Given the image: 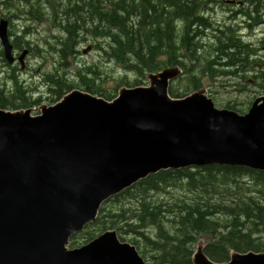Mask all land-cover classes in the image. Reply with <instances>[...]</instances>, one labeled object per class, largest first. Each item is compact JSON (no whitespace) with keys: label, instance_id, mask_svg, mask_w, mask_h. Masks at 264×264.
Listing matches in <instances>:
<instances>
[{"label":"water","instance_id":"95a60500","mask_svg":"<svg viewBox=\"0 0 264 264\" xmlns=\"http://www.w3.org/2000/svg\"><path fill=\"white\" fill-rule=\"evenodd\" d=\"M0 41L12 63L6 20ZM28 52L18 58L23 68ZM181 73L179 66L150 73L148 86L123 87L112 100L74 89L36 115L0 109V264H146L115 230L82 247L70 248V239L105 201L161 171L264 172V96L246 114L217 108L203 90L173 98ZM193 263L264 264V252L217 263L199 246Z\"/></svg>","mask_w":264,"mask_h":264},{"label":"trees","instance_id":"16d2710c","mask_svg":"<svg viewBox=\"0 0 264 264\" xmlns=\"http://www.w3.org/2000/svg\"><path fill=\"white\" fill-rule=\"evenodd\" d=\"M142 1L145 0H20L27 8L18 9L27 10L24 12L38 20L55 19L59 8L66 19L68 34L67 40L60 41L63 49H58L63 59L71 51L75 54L79 43L77 32H81L106 37L109 41L106 56L132 70L138 77L137 82L160 69L180 66L189 84L183 92L170 86L173 98L185 97L192 87L195 91L199 88L198 77L193 73L213 76L212 68L224 65L228 71L223 73L236 76L239 69L248 67L250 45L236 38L231 30L215 29L218 32L200 48V39L211 29V23L201 11L212 0H178L174 16V11H168L173 9L171 0L168 8L164 7L163 0ZM243 1L256 2L254 9L264 10V0ZM118 3L131 5L118 11ZM130 13H134L135 19L131 20ZM176 20L179 26H175ZM198 26L200 30L193 28ZM23 39L24 36L17 37L19 47L27 44ZM214 40V45L209 44ZM200 52L203 56L198 55ZM250 64L252 67L253 62ZM85 71L87 74H82L79 87L93 94L95 89L100 90L96 81L98 74L94 67ZM7 77L8 74L0 83V109H26L39 104L41 98L33 99L30 90L17 79L13 90L7 91L3 86ZM47 79L48 98L53 103L73 89L59 76L48 75ZM102 97L110 100L116 96ZM227 108L237 110L235 106ZM174 192L181 195H173ZM165 194L171 195L169 201L162 199ZM108 230L142 237L146 248L156 254L154 260L158 264H193L195 244L201 236L209 239L204 247L206 255L217 263L228 262L233 251L264 252V172L211 165L150 175L106 201L96 220L81 232L82 238L87 243ZM77 235L72 237L71 247L77 246ZM132 242L137 245L138 239Z\"/></svg>","mask_w":264,"mask_h":264},{"label":"rangeland","instance_id":"374dc122","mask_svg":"<svg viewBox=\"0 0 264 264\" xmlns=\"http://www.w3.org/2000/svg\"><path fill=\"white\" fill-rule=\"evenodd\" d=\"M101 1L102 0H99L97 2ZM117 2H119V0H117ZM221 2L222 1L220 0H216L215 6L211 2L208 3L209 7L214 6L215 8L214 11H211L209 13L207 12V16L209 15L208 17L211 19L210 21L214 23V27L218 25L223 26L224 24L232 25L231 23H234L235 20L236 22H238V19L235 18L232 20H230L229 18H225V15L223 14V9H220L223 4V2ZM15 3L19 4L20 0H15ZM118 4V11H120V9L122 8L129 9V6L131 5V3H129L128 7H126L123 3ZM15 7L11 8L9 11L10 13L7 12V15H12L11 10H13ZM35 7L36 5H34V8ZM0 10L3 12L5 9L2 8ZM170 10H172V8H170ZM47 11L48 13H50V10L48 8ZM24 17H26V15H24ZM130 17L131 20H133L134 13H130ZM13 19L18 21L16 23H12L13 34H18L19 36H26L25 32L27 28L32 30H30V35L25 38L27 42H29V44L23 45L24 47L20 48V51L18 50L19 55L24 49H29L30 53L26 56V59H24L26 63L25 69H23L22 64H20L19 62L16 63L14 67L12 65H9L5 60L4 56L0 55V57H2V60L0 59V83L3 82L4 77H6L8 74L9 77L6 78V82L3 85L5 86V89L7 91L10 92L13 90L14 82H16L15 79H17L20 83H23V85L30 90V95L33 96V99L41 98L39 104L26 108L32 109L33 115L39 114L40 110L44 105L51 106L55 104L48 98V95H50L47 86L48 75L59 76L63 78L68 84L72 86L73 89H71L70 91L74 89H80L82 91L87 92L86 90H83L79 87L82 85V74H87L85 69L94 67V71L98 74V77H96V81L98 80L97 84L100 90L95 89V93H93V95L99 97H102V95L117 96L120 89L123 87L148 86L150 83L147 75L146 77L142 78L140 82H137L138 77L134 74V72H132V70H129L124 65L111 60V57L109 59L106 56L107 54H104L106 52L103 53V49L100 50V46L104 48V50L107 46L106 40L102 37H92L89 33L77 32L78 36H80L82 40H80L81 38L77 36L79 38L77 39V42L79 43L77 44L78 47L76 46L75 54H72L73 56L70 54L71 56L69 55L68 58L63 59L62 54L60 53V51H58V49L60 48L63 49V46L62 43L57 39V37L60 36L63 40H67L68 34L66 32L67 30L65 24H60L56 27L55 25H52L49 22L43 20L33 21L34 18L30 21H25L21 18ZM62 20L63 18L60 15L58 22L61 23L64 21ZM174 24L175 26L178 25L177 22H175ZM233 25H236V23H234ZM61 28H63L64 30H62ZM193 28H199L200 30L199 26ZM240 30H242V32H240ZM231 31L236 38H241L243 43L254 46L253 48H250L251 50L248 52L251 57L259 55L260 59L258 60V62H256L254 68L251 67L250 63L252 60L257 59L256 57L249 58L248 67L244 70L239 69V72L236 73V76H232L229 72H226L227 74L223 73L224 71H228V68H226L224 65H217L215 66V69L212 68L213 76L211 75V73H208V75L201 76L197 75L198 73H193V75L198 77L196 82H198L199 88L197 90H203L205 95L213 100L217 108L226 109L228 106H235L237 108V110H235L236 112H239L240 114H246L251 108L255 99L264 96V25L260 26L259 29L254 28L251 30H247L244 25V27H242L241 29L240 27H238L236 30ZM217 32L218 30H215L212 35L211 32H208L206 41L208 42L209 38H211L213 34ZM14 38L15 37H13V39ZM83 38L85 41L83 40ZM215 43L216 42L214 40L209 44L214 45ZM90 46H92V49L90 48V50L85 53L84 51L87 50ZM256 47L260 48L261 50ZM1 49L2 47L0 45V51ZM181 50L185 51L184 49ZM182 54H184V52H182ZM198 55L203 56V52L198 53ZM223 62L224 61L221 60V63ZM201 63L202 61L197 65H200ZM13 68H16V71L13 70ZM163 69H160L156 72H160ZM103 70L105 71L104 74ZM183 76V73H181V75L177 79H175L170 86H172V88L174 89H178L183 92L189 84V79L184 80ZM189 76L191 78V75ZM256 76L259 77L260 86L253 83V81L257 80ZM99 77L101 80L99 79ZM196 91L192 87L188 90V93H186L187 95L185 96H188ZM6 110L13 111L14 109ZM165 195L166 196H162V199L169 201L171 195ZM173 195L180 196L181 194H176V192H174ZM117 233L119 237L121 236V238H124H122L124 242L133 244L132 241L134 239H138V244L135 246L137 247L139 252L143 253L141 255L145 259L146 264H158V262L154 260L156 254L146 248L144 241L141 240L142 237H137L133 234L121 235V233H119L118 231ZM82 237V233L75 236V240L77 242V246L74 245L75 247H82L88 243H85V239ZM208 242L209 239L207 237H199L198 242L195 244V251L199 246H205ZM71 243H73V240H71ZM232 253H234V251L231 252V254Z\"/></svg>","mask_w":264,"mask_h":264},{"label":"flooded vegetation","instance_id":"af4514ba","mask_svg":"<svg viewBox=\"0 0 264 264\" xmlns=\"http://www.w3.org/2000/svg\"><path fill=\"white\" fill-rule=\"evenodd\" d=\"M97 1H99V0H97ZM109 2H110V0H108ZM126 1H129V0H126ZM148 1H154V0H145V1H143V2H148ZM164 1V7H167L168 8V0H163ZM142 2V3H143ZM171 2L173 3V4H171L172 6H173V9L172 10H169V8H168V11H170V12H172V11H174V14H173V16L174 15H176L177 13H176V8H177V4H178V0H171ZM5 4L6 5H9L10 6V8H13V7H15L13 10H11L12 12H11V14L12 15H8L9 17H10V19H13V18H20V16L21 15H23V16H21V19H23V20H25V21H29L30 19H31V17L26 13V12H24V11H27V10H22V11H19V9L18 8H27V6H26V4H23L22 2L21 3H19V4H16L15 3V0H6L5 1ZM255 4H256V2H254L253 4H251V8L253 9L254 8V6H255ZM258 4V3H257ZM222 5H224V6H221L220 7V9H223V14L225 15V18H229L230 20H232V19H238V22H236V20H235V23L240 27V28H242V27H244V25H245V27H246V29L247 30H251V29H259V27L260 26H263L264 25V13H259V14H261V15H256V16H254L253 17V15H252V13H254V12H257V10L259 9V10H263L262 8H260V7H258L257 8V10H253L252 12H250V11H248L246 8L249 6V4L248 3H244L243 1H241V2H236L235 4H226V3H224V4H222ZM126 7H128V4H127V6ZM242 7L243 8H245V9H242ZM210 10H212V11H214L215 10V8H214V6L213 7H211L210 8ZM245 10V11H244ZM262 12H264V11H262ZM20 13H21V15H20ZM176 13V14H175ZM255 14V13H254ZM24 15H26V17H24ZM253 18V19H252ZM255 18V19H254ZM258 19H260L259 21H258ZM1 20H6V21H8V34H9V38H10V40H11V43H12V45H13V52H14V56H15V60L12 62V63H10L9 61L7 62L9 65H12L13 67L15 66V64L16 63H18V61H17V58H18V55H19V51H20V48H23L24 46H20L19 47V45L13 40V38H12V27H13V24H12V22L10 21V20H8V19H6V18H4V17H0V22H1ZM252 21H254V23L252 22ZM176 22H177V20H176ZM255 23H257V24H255ZM241 24H243V25H241ZM241 25V26H240ZM220 30V29H219ZM228 30H230V28H226V29H224L223 31H228ZM27 32V36H29L30 34H29V32H30V29H28L27 28V30H26ZM214 31H212L211 32V35H212V33H213ZM240 32H242V30H240ZM207 31L205 32V36H203L200 40H203V39H205V37H206V35H207ZM202 35H204V34H202ZM27 36H24L25 38L27 37ZM240 40H241V38H239ZM0 45H1V47H2V49H1V51H0V53H2V55L4 56V58L5 59H7L6 57H5V51H4V47H3V45H2V43H1V41H0ZM96 46V45H95ZM91 49H92V46L90 47ZM100 49H101V46H100ZM19 50V51H18ZM2 60V59H1ZM8 60V59H7ZM20 63V62H19ZM256 64V63H255ZM255 64H252V67L254 68V66H255ZM25 67H26V64H25ZM24 67V68H25ZM13 70H15L16 71V68H13ZM232 75V74H231ZM233 76V75H232ZM256 78H257V80L256 81H253V83H255L256 85H258V86H260L259 85V77L258 76H256Z\"/></svg>","mask_w":264,"mask_h":264},{"label":"bare ground","instance_id":"6f19581e","mask_svg":"<svg viewBox=\"0 0 264 264\" xmlns=\"http://www.w3.org/2000/svg\"><path fill=\"white\" fill-rule=\"evenodd\" d=\"M4 1H6V0H0V9H2V8H4L5 10L2 12L1 10H0V17H4V18H6V19H8V20H10L12 23H16V22H18V21H16V20H14V19H10V17L7 15V12H9L10 11V9L11 8H9V6L8 5H6L5 3H4ZM60 1V0H59ZM105 0H102L101 2H104ZM209 1V0H208ZM220 1H222L223 2V4L224 3H226V4H230V3H227L226 1H224V0H220ZM235 1V3L236 2H241V0H234ZM243 1V0H242ZM143 2V1H142ZM141 2V3H142ZM221 2V3H222ZM244 2V1H243ZM66 3V2H65ZM209 2H207L205 5H206V7H204L203 8V10L201 11V13H202V16H204L205 18H207L208 20H209V22L211 23V29H209V30H207V32H212V31H215V29H220V30H224V29H226V28H230V30H236L239 26L236 24V25H233L234 23H231L232 25H229V24H224L223 26H215L214 27V23L212 22V21H210L211 19L207 16V12L209 13V12H211L212 10H210V8L211 7H209L208 4ZM211 3L215 6V4H216V0H212L211 1ZM235 3H231V4H235ZM244 3H246V2H244ZM67 4V3H66ZM249 4V3H248ZM53 5V4H52ZM54 5H56V6H59V2L56 4V2L54 3ZM221 5V4H220ZM223 6V5H222ZM52 7V6H51ZM49 9V8H48ZM242 9H245V8H243L242 7ZM248 11H250V12H252L253 10H254V8L252 9L251 8V4H249V6L246 8ZM245 9V10H246ZM50 10V13H51V9H49ZM244 10V11H245ZM262 11H264V10H260V11H257V12H254V13H252V15H253V17L254 16H256V15H261V14H259V13H264V12H262ZM12 12V11H11ZM10 13V12H9ZM20 15H21V13H20ZM62 16V18H63V22H61V23H59L58 22V20H59V16ZM21 16H23V15H21ZM21 16H20V18H21ZM262 16V15H261ZM213 17V16H212ZM32 19V18H31ZM30 19V20H31ZM135 19V18H134ZM253 19V18H252ZM255 19V18H254ZM29 20V21H30ZM38 20H43V21H46V22H49L50 24H52V25H55L56 27H57V25H60V24H65L66 25V19L64 18V15L63 14H61L60 13V10H59V8L56 10V16H55V19H51V18H49V17H42L41 19H38ZM38 20H33V21H38ZM260 19H258V21H259ZM253 23H254V21H252ZM255 24H257V23H255ZM64 25V26H65ZM241 29V28H240ZM31 30V29H30ZM62 30H64L63 28H62ZM32 31V30H31ZM31 31L29 32V33H31ZM35 32V31H34ZM63 32V31H62ZM65 32V31H64ZM38 34V33H37ZM82 35V34H81ZM86 35V34H85ZM92 37L94 36V37H99V36H97V35H94V34H90ZM22 36H24V35H22ZM26 36H27V33H26ZM13 37H15L13 40L15 41V42H17V37H20L18 34H13L12 33V38ZM59 37V41H63V39L60 37V36H58ZM80 37V36H79ZM89 37V36H88ZM81 38V37H80ZM99 38H101V37H99ZM102 38H104L105 40H106V45H107V47H109V41H108V39L106 38V37H102ZM77 39H79V38H77ZM89 39V38H88ZM25 42H27V40L25 39V37H24V39H23ZM66 40V39H65ZM84 40V39H83ZM90 40V39H89ZM85 41V40H84ZM83 41V42H84ZM210 41V40H209ZM82 42V43H83ZM205 43H207V41H206V39H203V40H201L200 41V48H201V46L203 47L204 45H206ZM27 44H29V42H27ZM27 44H24V45H27ZM248 45H250V44H248ZM78 47V46H77ZM91 47V46H90ZM90 47L87 49V50H85L84 52L85 53H87V51L88 50H90ZM250 48H253L254 46L253 45H250L249 46ZM38 48V47H37ZM256 48H258V47H256ZM103 49V53L105 52V50H104V48H102L101 47V49L100 50H102ZM259 50H261L260 48H258ZM25 50H28L29 52H28V54L27 55H29V53H30V50L29 49H24L23 51H22V53L25 51ZM67 50V49H66ZM59 51V50H58ZM64 52V51H63ZM72 52V51H71ZM71 52H70V54H71ZM21 53V54H22ZM68 53V52H67ZM21 54L19 55V56H21ZM105 55H106V53H104ZM13 55H14V52H13ZM72 55V54H71ZM70 55V56H71ZM19 56H18V58H19ZM73 56V55H72ZM253 57H256L257 59H255V60H252V62H253V64H255L256 62H258V60L260 59L259 58V55H255V56H252L251 58H253ZM14 58H15V56H14ZM18 58H17V61L18 62H20L19 60H18ZM16 59V58H15ZM26 59V58H25ZM7 62H8V60L7 59H5ZM61 60V59H60ZM21 64V63H20ZM26 64V63H25ZM180 67V66H179ZM60 68V67H59ZM65 68V67H64ZM181 68V67H180ZM23 69H25V68H23ZM182 69V68H181ZM60 70V69H59ZM126 70H128V69H126ZM104 71V70H103ZM183 71V70H182ZM224 71V70H223ZM133 72V71H132ZM60 73V72H59ZM78 73H79V71H78ZM102 73V72H101ZM105 73V71L103 72V74ZM79 75V74H78ZM89 75V74H88ZM93 75V74H92ZM95 75V74H94ZM96 75H97V73H96ZM67 76V75H66ZM80 76V75H79ZM68 77V76H67ZM98 77V76H97ZM85 78V77H84ZM99 79H100V77H99ZM68 80V79H67ZM94 80V79H93ZM101 80V79H100ZM98 81V80H97ZM48 83V82H47ZM46 85V84H45Z\"/></svg>","mask_w":264,"mask_h":264}]
</instances>
